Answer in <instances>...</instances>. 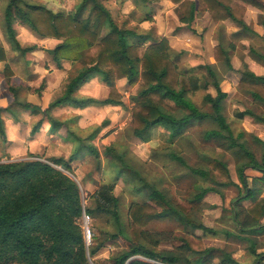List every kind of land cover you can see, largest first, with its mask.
I'll return each instance as SVG.
<instances>
[{"label": "trees", "instance_id": "1", "mask_svg": "<svg viewBox=\"0 0 264 264\" xmlns=\"http://www.w3.org/2000/svg\"><path fill=\"white\" fill-rule=\"evenodd\" d=\"M133 1L135 8L142 10L144 17L141 21H151L149 10L144 6L147 0ZM166 1L176 6L179 22L187 27L196 16L207 13L214 24L231 20L247 31L243 18L247 8L253 7L260 12V22L264 28V0ZM86 3L92 5L91 15L81 19L80 13ZM14 22L27 24L41 39L61 40L52 56L57 64L69 62L80 65L79 70L67 80L62 95L45 109L32 103L19 102L17 93L13 92L12 105L42 115L32 133L38 131L44 119L50 124L52 132L57 131L61 124L53 120L49 113L62 104L74 108L93 104L123 106L114 83L126 79L127 85L134 88L128 124L130 136L148 143L152 151L156 147L171 151V159L178 160L191 175L210 181L211 186H196L194 193L190 192L186 199L179 200L146 184L123 160V155H115L120 162L117 177L125 170L129 171L141 182L139 190L145 187L149 191L147 202L130 207V230L127 232L120 219L113 184L100 185L90 196L94 207L84 210L76 182L58 170L61 168L72 173L68 161L57 158L49 161V164L35 160L0 163V264H90L89 260L97 255L100 246L85 247L79 222L83 212L90 218L109 216L115 224L112 236H120L130 244L128 249L120 250L111 257L113 264H205L216 250L203 246L202 235L234 236L248 244V253L254 259L251 264H264V251L260 252L257 248L258 236L264 235V197L260 196L264 190V140L253 139L262 149L261 158L257 161L247 148L245 133L238 132L235 136L222 114L227 94L220 91L219 81L210 66L207 68V78L183 76L171 60V50L165 39L156 41L132 30L119 29L108 10L97 0H83L74 11L64 14L54 13L27 0H7L4 29L13 51L24 56L35 49L20 46L12 28ZM147 42L150 43L146 45ZM250 53L255 61L264 66V52L251 50ZM213 59L223 63L228 70L232 69L228 50L220 43L213 48ZM5 61V51L0 43V62ZM3 73L5 77L11 75L7 66ZM240 75L239 89L264 107V76H256L246 68ZM95 76L109 87L106 99L94 101L77 98L74 93L78 88ZM210 83L215 96L206 94L203 98V103L211 108L208 113L197 108L189 95L205 90ZM38 97L41 102L44 101L43 96L39 94ZM2 111L7 112V108H0V113ZM235 117L237 120L249 117L264 126V115H257L249 109L235 112ZM203 122L216 125L215 129L202 133L203 140L216 142L218 148L231 156L239 184L233 182L226 164L220 160L209 161L208 169H196L188 167L180 158L179 154L184 149L182 143L187 139L185 131ZM158 128L165 132L155 137L159 138V142H156L154 137L150 138V133ZM3 131L0 119V135L4 134ZM94 136L87 139L93 140ZM163 142L165 146H160ZM80 145L69 161L84 148L88 149L90 155L99 158L92 146L81 142ZM107 152L110 153V150ZM248 171L254 175L250 187L247 186ZM239 185L242 192L231 201L229 209L224 208L222 189L238 188ZM206 199L217 202L204 203ZM246 200L251 204L243 209L239 204ZM219 210L229 213L230 222L236 228L235 234L203 225L200 219L203 211L214 213ZM158 221L181 227L183 235L176 236L172 231L146 230L150 223ZM195 231L202 235H196ZM167 244L170 248L160 249ZM92 264L95 262L92 261ZM217 264L245 263L235 260L229 252H223Z\"/></svg>", "mask_w": 264, "mask_h": 264}, {"label": "rangeland", "instance_id": "2", "mask_svg": "<svg viewBox=\"0 0 264 264\" xmlns=\"http://www.w3.org/2000/svg\"><path fill=\"white\" fill-rule=\"evenodd\" d=\"M27 1L44 6L54 13L64 14L74 11L75 7L81 5L83 0ZM151 1L148 4L149 8H151V5L155 6L153 4L155 0ZM6 2L7 0H0V43L6 55V61L0 62V108H7V112L2 111L0 113L4 130V134L0 135V163L35 160L49 164V161L57 158L68 161L72 173L65 172L61 168H58V170L63 171L64 174L76 182L84 210L94 207L90 196L98 190L100 185L113 184V195L118 200L120 219L125 224L127 232L130 230L128 215L130 207L134 204L147 202V193L149 191L145 187L139 190V187L142 185L141 182L135 179L129 171L125 170L124 173H121L117 177L116 173L120 162L116 159L115 155H123V160L134 172L140 175L146 184L155 187L157 191L165 195L178 198L179 200L186 199L190 192L194 193L193 188L196 186L202 188L211 186L210 181H203L199 177L191 175L187 168L180 164L178 160L171 159V151L162 147H156L152 151L148 143H142L140 140L130 136L128 124L130 122V109L133 107L131 98L134 88L127 85L126 79L114 83L115 88L122 97L123 106L93 104L82 108H74L62 104L51 109L49 113V116L53 120L61 124L57 131L52 132L50 124L43 118V123L38 131L32 133L42 115L37 112L22 110L16 105H12L13 92L17 93V100L19 102L32 103L45 109L49 103L57 100L62 95L64 85L69 77L79 70L80 65L69 62L57 64L45 50H54L61 40L41 39L24 23L14 22L12 25L16 40L22 48L32 47L35 50L24 56H20L14 52L9 44L3 25ZM97 2L108 10L112 21L119 29L132 30L138 34L141 33L140 31L145 30L139 26L144 15L140 9H134L133 0H97ZM91 9L92 5L86 3L81 10L80 18L85 19L90 16ZM149 15H152V13L149 12ZM168 16L167 27L169 29L167 30L173 33L174 30L178 29L175 26L181 24L178 18L179 14L175 10L174 15L171 12ZM258 18V25L262 27L260 16ZM146 25L149 31L152 32L154 28L153 24L149 22ZM192 26H194V23H191L189 27L183 30L185 34H180L181 36H186L188 39L184 41V45L177 47L179 51L171 49L170 43L165 38L156 41L165 39L168 42L171 50V60L175 65L178 64V66L176 65L177 69L183 76H196L199 79H203V77L207 78V72L203 69H198V64H206V61H209L206 58L209 52L212 53L213 58V48L215 46L211 48L210 42L205 43L201 38L208 26L212 27V25L201 21L199 27H196V29H192ZM213 26V38L219 39V41L222 38L223 40L227 38L225 33L227 28L224 25L223 28L222 25L217 27L218 25L215 24ZM171 28H174L173 31H171ZM186 30L188 31L186 32ZM149 43L147 42L146 45ZM217 43H220L228 50L230 65L233 62V66L237 70V72L232 69L228 70L223 63L215 62L213 59L215 63L213 64V69L215 70L216 79L219 81V84H222V88L226 90L227 94V98L223 103L222 114L233 129L235 136L238 132L245 133L247 148L254 154L256 160L259 161L262 149L253 139L261 138L264 133V126L257 125L252 120L244 123L243 120L245 119L237 120L235 117V112L245 109H249L257 115H264V107L253 102L249 94L240 90L238 85H236L237 79L241 77L240 73L244 71V63L241 58L242 53L238 52L241 50L248 53V49L250 48L248 47V40H243L241 44L237 43L240 50L232 42L224 43V41H216ZM251 44H254L259 52H264L263 48H261L264 46V36L253 38ZM184 49L191 51V57L185 55L183 59L181 57L174 58V54L178 52H181L180 54L182 55ZM196 54L200 56H195ZM5 66L11 72L9 77H5L3 73ZM186 69L188 71L184 72L183 70ZM209 90L215 96V91L211 87L205 91H198L189 95L190 100L194 102L197 108L208 113L211 112V108L209 105L203 103V98ZM108 92L109 87L100 78L95 76L81 85L74 95L77 98L101 101L106 99ZM39 94L43 96V102L40 101ZM215 128L216 125L211 122H203L188 128L185 131L187 139L182 143L184 149L179 156L188 167L196 169H208L209 161L214 159L220 160L226 164L233 182L239 184L231 156L218 148L216 142L203 140L202 133ZM161 130L160 128L158 132H161ZM93 134H95L93 140L87 139ZM157 134L159 133L155 135L157 136ZM157 139L159 138H154V140ZM80 142L83 145L92 146L98 152L99 158L96 159L94 155L88 153L87 148H84L80 150L76 158L69 161L70 157L77 151ZM165 144L163 142L160 146H165ZM109 150L110 153L107 152ZM246 174L249 176L247 186L250 187L251 179L254 178V175L249 171ZM234 189V191L231 189L229 192H227V188L222 189L224 193L223 207L226 209L230 208L229 201L236 198L239 191L242 192L240 185ZM262 195H264V190H262ZM213 200L216 201L215 199H206L204 203L214 202ZM248 202L249 200L243 205H248ZM244 206L240 207L244 209ZM84 213H82L79 222L85 247L100 246L97 255L93 260H89L90 264H92V261L95 264H113L111 257L120 250L128 249L130 244L120 236L116 238L112 236L115 233V224L109 216L98 215L95 218L88 217L85 220L83 219ZM200 219L207 228L215 230L224 229L232 234L236 233V228L230 222L229 213L226 211L219 210L214 213H204L203 211ZM86 228L90 232L89 240L85 238ZM146 230L149 232L172 231L176 236H181L184 233L181 227L167 221L152 222L146 227ZM195 234L198 236L202 235L199 231H195ZM257 240L258 251L263 252L264 235L258 236ZM202 244L205 248L216 250L211 254V260L210 256L207 258L210 264H217L223 252H229L240 263L251 264L254 261L253 257L248 253V244L239 241L234 236L225 238V236L221 235L218 237L202 235ZM163 248H170V245L167 244L160 247V249Z\"/></svg>", "mask_w": 264, "mask_h": 264}, {"label": "crops", "instance_id": "3", "mask_svg": "<svg viewBox=\"0 0 264 264\" xmlns=\"http://www.w3.org/2000/svg\"><path fill=\"white\" fill-rule=\"evenodd\" d=\"M151 2H152L151 0H147V2L144 4V6L149 10L148 12H151L152 13V15H150L151 16V21L141 22V25H139V26L142 27V29H145V30L144 31H140L138 29L141 32L139 35L148 36V38L149 39H152V40H158V39H161V38H165L170 43L171 49H173L174 51H179V48H177V47H180V45L181 46L184 45V41L188 39V38H186V36H181L180 35L181 33H183V30H185L187 28V26L184 25V24H178L177 26H175L178 29L177 30H174L173 33L172 32L170 33L167 30V29H169L167 27L168 17H169L168 15L171 14V12H172L173 15L175 14L176 6H174L173 4H171L170 2H168L166 0H160V1L159 0H157V1L155 0V1H153V4H155V6H152L151 5V8H149L148 4L151 3ZM134 9H136L135 8V5H134ZM141 12H142V10H141ZM260 15L261 14H260V12L257 9H255L253 7H248L247 8L246 13H245L244 18H243V22H244V24L248 28L247 31L246 30L243 31L242 29H240L239 27H237L235 25V23H233L231 20H227V21H224V22H222L220 24H217L218 25L217 27H219L220 25H222V28H223V25H224L227 28V30L225 32L227 38L224 39V40L222 38V39H220V41H219V39H215V38L212 37V35H213L212 27H214L213 25H215V24H213L211 22V19H210L209 15L207 13H205L203 15L196 16L194 18V21L192 22V23H194V26H192L191 28L192 29H196V27H199L201 21H203V23H209L210 25H212V27L211 26H208L207 30L203 33V37L201 38L202 41L205 42V43L209 41L210 42V45H211V48H213L214 46H216V45L219 44V43L216 44V41L217 42H223L224 41V43L232 42V43H235L236 44V48H238L239 45H237V43L238 44H241V42L243 40H246L247 39L248 40V43H249L248 44L249 45L248 47H250L248 49V53L247 52H242L238 48V50H240L238 53H240V54L242 53L241 54V58H242V61L244 63V66L243 67L246 68L248 71L252 72L256 76H264V66L262 64L258 63L257 61H255L254 60V57L252 56V53H250L251 50L259 51V50L256 49V46H254V44H251L252 43V39L253 38H260V37H263L264 36V29H263V27H261L260 25H258V19H259L258 17ZM149 22L152 23L153 24V27H154L153 30H152V32L149 31V28H147V25H146ZM165 27H166V30H165ZM174 28H171V31H173ZM187 31L188 30H186V32ZM143 32H144V34H143ZM183 34H185V33H183ZM261 48H263V51H264V46H262ZM211 52H212V49H211ZM180 53L181 52H178V53L174 54L175 55L174 58L177 59V58L181 57L183 59V56H185V55H187L188 57H191V51L188 50V49L187 50L184 49L182 51V53H183L182 55ZM237 55H239V54H237ZM195 56H200V55L199 54H196ZM228 56H230V55L228 54ZM206 58L209 61H206V64L204 63L205 65L204 64H198V67L197 68L198 69H203L204 71L207 72L208 66H210L213 69V66H214L213 64H215V63H214V60L212 58V53L209 52V54L206 56ZM201 63H203V62H201ZM235 64H236V62H235ZM176 65L178 66V64H176ZM199 65H202V66H199ZM231 66H232V70H235V72H237L236 68L233 66V62H232V65ZM180 69H183V68H180ZM183 71L184 72H187L188 70L186 69V70H183ZM213 72L215 73V70L214 69H213ZM215 77H216V75H215ZM239 79L240 78L237 79L236 85H238ZM210 87L213 89V91H215L211 83L206 87L205 90H207ZM222 87L223 86L220 83L219 84L220 91L222 93H225L226 94V90H223ZM205 90H200V91H205ZM196 92H198V91H196ZM207 94H210L212 97H214V95H213V93H212L211 90H209L207 92ZM189 99H190V97H189ZM242 111H244V110H242ZM242 111H240V112H242ZM244 119H245V120H243L244 123H248V122H250L252 120L249 117H244ZM250 127H251V125H250ZM159 129L160 128H158V129H156V131H153L152 133H150V136H151L150 138L151 139L153 137L154 138L156 137V135H155L156 133H164L165 132V130H163V129L161 130V132H158ZM259 139L260 140H264V133L262 134L261 138L259 137ZM150 141H154V140H150ZM155 141H158V139L155 140ZM234 188L235 187H228L227 188V192H229V190H231V189L234 191L235 190ZM260 196L261 197H264V195H262V194ZM232 200L229 201V206H230ZM247 201L248 200H246L244 202H241L240 203V206H244L243 204L245 202H247ZM250 204H251V201H249L248 202V205H245L244 207L246 208ZM262 224H264V218L262 220Z\"/></svg>", "mask_w": 264, "mask_h": 264}, {"label": "built area", "instance_id": "4", "mask_svg": "<svg viewBox=\"0 0 264 264\" xmlns=\"http://www.w3.org/2000/svg\"><path fill=\"white\" fill-rule=\"evenodd\" d=\"M83 219H85V220L88 219V216H86L85 213L83 214ZM89 237H90V232H89V230L86 228V229H85V238H86V240H89Z\"/></svg>", "mask_w": 264, "mask_h": 264}, {"label": "water", "instance_id": "5", "mask_svg": "<svg viewBox=\"0 0 264 264\" xmlns=\"http://www.w3.org/2000/svg\"><path fill=\"white\" fill-rule=\"evenodd\" d=\"M49 55L53 56L54 55V50H45Z\"/></svg>", "mask_w": 264, "mask_h": 264}]
</instances>
